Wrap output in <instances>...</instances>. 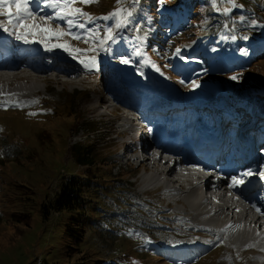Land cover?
Here are the masks:
<instances>
[{"label": "rangeland", "instance_id": "374dc122", "mask_svg": "<svg viewBox=\"0 0 264 264\" xmlns=\"http://www.w3.org/2000/svg\"><path fill=\"white\" fill-rule=\"evenodd\" d=\"M149 1L152 0H139V3L134 6L132 0H121L120 4L117 3V0H95L90 4H82L77 0L76 7H80L84 12L96 17V21L93 20L96 22L93 29L98 30L101 39L105 32L101 31L99 21L102 25L106 22L109 24L108 26L114 28L115 42H107L106 45H113L118 43L119 39H125L123 45L118 44L119 47L121 46L119 56L111 64L134 72L132 66H137L141 57L132 56L133 63L128 64L129 66L121 64L119 60L121 57L131 55L132 51L139 47L143 55L154 62L160 71H156L150 64L144 65L141 69L142 77L136 81L129 78L134 82L128 85V92L122 99L118 95H116L118 98L108 95L105 85V77L107 73L113 71V67L99 66L98 64L97 72L85 75L89 76L86 79L87 83L69 82L64 87L61 84L52 83L50 86L53 93L50 96H40L37 106L41 109H44L45 106L52 109L48 116H42L41 126L46 125L54 128L47 131L42 141H39L36 132H30L32 129L14 127L15 130L12 133L6 134L9 139L15 137L16 141L22 145L23 151L14 152L12 146L9 145L4 148L9 151L7 153L0 147V264H38L39 259V264H100V262L102 264H130L134 257L132 254L133 244L130 243L128 246L130 241L123 234L110 229H115L113 227L114 220L110 216L113 211L108 208L96 209L98 204L96 198L105 195L104 191L99 192V190L100 186L106 185V182H96V177L103 174L101 165H108L109 161L113 162L115 154L122 151V140H127L115 137L114 133L119 129L115 126L114 121L118 117L111 114L112 108L108 105L125 101L123 106L128 107L125 104L136 102V99L141 96L149 95L158 101L169 99L168 96L178 92L190 96L195 91L209 88L212 86L211 80L215 76L211 75V71L203 70L205 64L203 57L214 55V60L218 61L223 48L209 50L205 45L206 40L189 49L187 47L193 46L197 40L211 38L216 34L223 36V33H227L226 35L229 37L233 34L252 37L264 32V0H247L246 2L235 0V3L242 7H231L227 0H223V2L220 0L217 1V6L221 11H217L212 6L211 0H200L199 5L197 4L199 0H197L195 6L190 10V7L185 5L188 21H182L181 17L174 16L172 12H165L155 20L156 24L153 23V25L146 19V12L143 9V7L149 6ZM183 2L185 1L177 0V4ZM133 6L135 12L131 25L115 28L117 18H111L112 21L101 19L117 7L131 9ZM228 7H231V11L227 13L222 11L223 8ZM241 16L244 17L243 20L240 19ZM252 21H256V23L252 24ZM52 23L54 27L59 22L53 21ZM158 24L159 26L163 24L160 30H158ZM154 26L156 28H153ZM61 27L64 26L61 25ZM87 27L92 28V25ZM233 29L234 33L228 34ZM200 30L203 31L198 32ZM3 33V30H0V34ZM146 33L154 34V40L150 44H148L150 35L145 36ZM11 38L12 41L13 36ZM62 40H67L72 48L85 50L83 55L74 59L63 49H53L51 53H48L49 51L43 45L36 43L42 47V52L49 60L48 65L51 66L52 62H63L64 66L70 67L79 74L86 71L79 62L80 58L87 59L95 55L97 62L103 58L100 53L102 51H87L90 47L98 44V40L89 43L85 39L76 40L71 36H65ZM52 42L57 41L53 38ZM261 43H264V39ZM177 48H180L181 52L186 48L188 59L195 61L199 67L197 65H195L198 67L196 69L189 65L184 67L174 62L175 58L171 59L170 55ZM33 50L40 51L39 48ZM189 53L194 54L189 55ZM253 53V55L262 54L264 48L255 49ZM115 71L122 76L123 82L126 83L124 75L118 70ZM188 73L189 77L184 78L183 75L188 76ZM218 76L219 80L224 81L218 86L212 87V93L227 90L226 92L231 97L228 105H232L234 110L243 109V117L245 114L249 115L254 109H264V57L256 60L250 69L242 76L237 77L233 85L226 84L225 74ZM150 79H158L161 88L158 87L157 92L153 91L155 86L148 81ZM193 81L196 82L195 87L190 86ZM140 83L145 85V90L144 93L138 92V96L135 98L132 87L139 86ZM34 88L41 90L40 92L48 89L47 85L41 81ZM222 93L224 92L219 94ZM185 104L194 105L196 103L193 104L190 100H186ZM241 104L243 105L241 106ZM104 105L106 106L103 108ZM81 107L85 110L82 111ZM76 110L81 112L75 115ZM99 110H104L106 115L101 118L96 116ZM198 112L202 113V110ZM196 113V110L190 112L191 115ZM253 113L257 115L255 111ZM2 115L0 112V118ZM7 115L9 113L4 112V117ZM259 119L264 120V114H260ZM132 120L128 119L127 122ZM246 120L249 122L253 119L247 116ZM25 138H27V143L24 141ZM75 142L89 146L88 151L92 153V157L86 160H92L93 164H86V166L83 163L77 164L70 154V146ZM96 159L100 160L102 164L96 165ZM136 164V160H133L131 164H126L120 157L119 162L112 164L111 172L121 171L120 175H127L128 171L132 170L131 166L135 167ZM142 174L144 175V171L140 168L137 176ZM71 178L85 182V187H82L84 196L82 204L86 211L85 214L82 213L85 220L83 225H78V221L69 220L70 212L66 213L63 219L51 209L46 215L43 214L42 206L45 205L46 209L49 208L53 197L59 191L60 184ZM134 178L135 175H130L127 180L132 181ZM164 200L170 201L167 198ZM175 207L182 208L177 204ZM71 213L75 215L76 211ZM158 217L161 216L158 215ZM174 227L176 234L168 238L167 244L176 245L179 239H185L190 243L189 249L191 250L206 243L212 244L211 247L215 245L197 261H193V264H239L231 262L238 254L232 255L229 249L222 246L225 236L210 237L205 234H193V229L187 225ZM112 234L116 235L111 236ZM112 242L117 243L114 253L111 247Z\"/></svg>", "mask_w": 264, "mask_h": 264}, {"label": "bare ground", "instance_id": "6f19581e", "mask_svg": "<svg viewBox=\"0 0 264 264\" xmlns=\"http://www.w3.org/2000/svg\"><path fill=\"white\" fill-rule=\"evenodd\" d=\"M14 57H17L18 60L14 61ZM48 61L45 55H36L33 52L30 54L17 53L16 55H10L4 60H0V101H18L14 106L11 104L7 106L0 105V112L3 114L0 118V144L6 143L7 146L11 145L14 152L23 151L22 145L16 141L15 137L9 139L8 135H6L7 133H12L15 130L14 127L32 129L30 132H36L39 141L45 138L47 131L54 129L51 126H41L40 123V121L43 120L42 116H48V112L41 109L37 104L39 103L40 96L46 93L34 90L35 92L33 91L32 97H26V95L32 93V88L35 87L39 81L47 85L48 89L46 90H52L50 86L52 83L61 84L63 87L69 82L87 83L86 79L88 77H80L79 74L70 67L64 66L63 62H52L50 66L48 65ZM87 74L90 75V73ZM3 82H6L8 86H3ZM28 83H30V85ZM105 84L108 85V82L106 81ZM89 85L88 82V86ZM31 101L35 102L30 103ZM100 101L102 100L100 99ZM123 105V103H110L108 106L112 108L111 114L115 115V117H119L123 115ZM105 106L106 105H104L103 108ZM92 108L94 110V107ZM81 110L84 111L85 109L81 107ZM183 111L184 110H181L180 112ZM254 111L256 112L257 109H254L253 112ZM4 112L9 113V115L4 117ZM80 112V110H76L75 115H78ZM103 115H106L104 110H99L96 113V116L99 118ZM47 127L51 128L46 129ZM259 135L263 136V134ZM257 137L259 139V136ZM24 141L27 143V138H25ZM121 146L122 151L114 156L115 162H119L120 157H122L126 164H131L133 160L137 161L135 167L131 166L132 170L128 171V175H135L132 181L128 182L127 179L122 178L120 175L121 171L112 174L115 186H121L122 181H127V186L124 187V190L135 199L134 202L139 204L140 207L139 211H129L125 214L126 225L128 227L124 230L123 235L130 242L136 243L134 247L135 250H142L143 247H148L156 242L152 239L154 230L153 223L147 214L149 209L154 208L156 211H159L161 217H166L164 221L168 222V226L171 227V234L169 237L176 234L174 226L187 225L193 229V234H205L210 237L225 236L222 246L226 247L227 250L229 249L232 255L238 254V256L231 261L232 263L264 264V243L257 238L255 233L245 228L236 229L228 233L226 229L220 230L217 228V223L214 218L202 217V208H199L202 201L201 190L202 187L205 190L209 189L210 182L204 175L203 167L195 164V154L184 155L179 159L177 164H171L172 157L168 155L170 152H167V154L162 157L159 151H157L155 155L153 152L131 153L130 151L134 148L132 143L121 144ZM166 148L168 149L167 151L171 150L170 146ZM137 168L138 171L140 168L145 171L148 168L153 170L156 188L152 190L147 188L149 185L148 177H143V174L138 177ZM104 169L109 171L110 165H104ZM252 170L254 171V175L250 177L251 182L248 185L241 184L236 188H231L232 195L229 198H224L221 193L217 194L216 197L217 203L225 207V210L222 212L226 213L227 210V213L232 212L236 218H248L250 223H255L258 228H260L261 225L259 223V217L257 216V204L262 199L258 194H264L263 183L259 178V170H262V168L257 167ZM240 179L245 178L240 176ZM193 181H195L194 187L197 191L195 199L190 198L189 190L186 188V186L192 184ZM230 181L232 182V180ZM169 182L175 183L176 186L182 189V191H180L181 193H179L181 196L177 197L175 200L164 201V196L159 193L158 189L164 186L163 191L169 190L170 188L167 186ZM222 182L223 181H220L215 185V188H220ZM117 190L118 189L112 188V196L114 199L120 198V193H118ZM150 198L155 199L152 205L142 200H150ZM175 204L182 206V208L177 209ZM140 225L144 228L140 229ZM130 232L132 234H129ZM262 232H264V226ZM115 235L116 234H112L111 236ZM136 236L138 237L135 239ZM116 246L117 243H111L113 253L116 252ZM199 246L191 250V253L199 251ZM154 251L158 252V249L154 248ZM180 254L181 251L177 250L174 255L175 257H179ZM200 257H198L197 260ZM38 263H40V259ZM191 264H193V262Z\"/></svg>", "mask_w": 264, "mask_h": 264}, {"label": "trees", "instance_id": "16d2710c", "mask_svg": "<svg viewBox=\"0 0 264 264\" xmlns=\"http://www.w3.org/2000/svg\"><path fill=\"white\" fill-rule=\"evenodd\" d=\"M182 4H177V0L171 2L170 0H152L149 1V6L143 7L144 11L146 12L145 15L147 16V20L151 25L153 23H156L155 20L159 17L161 11L164 10H172L175 9V14L179 17H181L184 21H188V14L187 12H184L185 5L188 4L190 9L191 7L195 6V2L197 0H184ZM218 2L220 0H217ZM242 2H246L247 0H239ZM200 0L198 1V5L200 4ZM189 23H187L188 25ZM200 29V28H199ZM203 30H200L198 32H202ZM234 29L228 33L233 34ZM150 35V38H148V44H150L154 40V34L153 33H146L145 36ZM227 33H223V36H218V34L214 35L211 38H205L201 40H197V42L193 46H189L187 49L196 46L199 42H205V45L209 48V50L212 49H218L221 48V54L219 56V60H214V55H209L207 57H203L205 60V64L203 66L204 71H211V75L215 76L212 78L211 82L213 83L211 87L206 88L204 90H198L192 93L190 96L183 93H175L174 96H178L181 98H196L200 95L206 94L210 95L213 90L212 87L218 86L220 83H222L224 80H219L218 75L225 74L227 77V83L233 85L234 81L231 77L236 75L237 77H240L246 72L250 67L261 57H264V53L253 55V50L258 48H264V43H261L264 39V32L256 35V36H244V35H236L233 34L236 39H232L233 36H227ZM244 37H247L245 39ZM125 40V39H124ZM123 39L120 40L118 43H114L113 45H106V47H109L112 49L111 52L105 53L104 51L100 52L103 55L102 60L100 62H97V65L103 66L107 65V63L111 62L113 63V60H117V52L120 49L118 46L119 43L123 44ZM243 49L244 51H241ZM226 52V57H223L222 53ZM194 53H192L193 55ZM170 58L173 59L175 56L172 54L170 55ZM165 61V60H164ZM166 62V61H165ZM129 66V65H128ZM132 68L134 69V72H130L127 68H124L123 71L126 74L128 78H132L135 81L138 80L142 75L138 71L137 66L133 65ZM93 72V71H92ZM147 80V79H146ZM150 83H152L153 86H156L158 84V79H150L148 80ZM139 83V82H138ZM145 87V86H144ZM151 87V86H150ZM152 89V87H151ZM53 92L49 91L47 92V95H51ZM46 112L49 113L52 111V109L45 106L43 109ZM47 115V114H45ZM7 146L6 143H2V149L3 151L9 152L8 150L4 149ZM89 146L81 144L80 142H75L70 146V154L75 159V161L78 163H83L85 166L86 164H93L92 160H86L90 159L92 157V153L88 151ZM89 157V158H88ZM115 161L107 162L108 165H110V170L106 171L104 169V165L100 160L96 159V165H101L103 174L101 176L96 177L97 181H105L106 185L100 186V190L105 192V195L100 198H96V209H103L108 208L111 209L113 212L110 215L111 218L114 220V228H110L112 231L119 232L121 234L124 233V230L127 229L126 225V215L129 211H136L140 210L139 204H136L134 201L135 199L128 195V192L124 190V187L127 186V181H122L121 186H115L114 180L112 179L111 167L112 164H114ZM80 165V164H79ZM122 178L128 179L130 175H121ZM98 185V183H96ZM82 187H85V182H82L81 180H77L75 178L68 179L67 181L63 182L59 186V191L56 193V195L53 197V200L51 202V205L49 208L46 209L45 205L42 206L43 214L46 215L48 213V210H53L57 213V215H60L63 219V216L70 212V218L69 220L72 221H78V225L84 224V215L82 213H86L84 209V204H82V200L84 199L83 193H82ZM117 187V188H116ZM112 188L118 189L117 192L120 193V198L114 199L112 196ZM88 189V188H87ZM124 200V201H123ZM143 201H146L149 203V205H152V202L155 201L154 198H150V200L142 199ZM129 201V202H125ZM76 211V214L73 215L71 212ZM148 217L152 221L153 225V234L152 239H154L156 242L153 245H149L148 247H143L142 250H135L134 247L136 246L135 242H129L133 244V252L132 254L134 257H132V262L130 264H190L193 261L197 260L198 257H200L205 252L210 251V249L214 248L212 244L206 243L202 246H199V251H195L191 253L190 243L185 239H179L178 243L176 245H170L167 244L166 239L171 234V227L168 226V222H165V218L158 217L160 215L159 211H156L154 208L149 209L148 211ZM140 229H143L144 227L142 225L139 226ZM138 236L135 237V239ZM153 247V248H149ZM128 248V247H127ZM154 248L158 249V252L154 251ZM177 250L181 251V254L179 257H175V253ZM138 255V256H136ZM136 256V257H135ZM39 264V263H38ZM102 264V262H100ZM219 264V263H216Z\"/></svg>", "mask_w": 264, "mask_h": 264}, {"label": "snow or ice", "instance_id": "6c2138e0", "mask_svg": "<svg viewBox=\"0 0 264 264\" xmlns=\"http://www.w3.org/2000/svg\"><path fill=\"white\" fill-rule=\"evenodd\" d=\"M79 2L82 4H90L95 2V0H79ZM76 3L77 0H0V18H2L0 19V30L15 37L17 41H22L24 44L38 43L43 45L47 51L63 49L64 52L68 53L74 59L82 56L85 50L72 48L67 40H62L65 36H71L76 40L85 39L89 43L98 40V44L87 49L89 52L112 51L111 48L106 47V43L115 42L116 36L114 35V28L106 26L104 28L105 35L101 39L98 30L87 27L86 23L95 20L96 17L76 7ZM117 3L120 4L121 0H117ZM138 3L139 0H132L134 6ZM227 3L231 5V7H242L241 5H237L235 0H227ZM211 4L217 11H221L217 6V0H211ZM134 6L131 9L117 7L110 14L101 17V19L109 20L113 17L117 18L115 28L131 25L135 12ZM231 7L223 8L222 11L227 13L231 11ZM46 10H51V14ZM81 18H84L85 22H81ZM240 19L243 20L244 17L241 16ZM53 21H64L66 22V27H61L59 23H56L53 27ZM255 23L256 21H252V24ZM225 27H227V25H225ZM74 28L84 30V32L73 31ZM53 38H55L57 42L53 43ZM231 38L236 39L234 35ZM244 38L247 39V37ZM241 51L244 50L241 49ZM172 55L178 56L181 60L184 59L181 55L180 48H177ZM132 56L141 57V60L137 62V68L141 75H143L141 69L144 65L150 64L156 71H160L159 67L154 62L143 55L139 47L135 48L131 55L121 57L119 62L125 65L133 63L131 59ZM79 62L86 71H92L98 67L97 57L95 55L87 59L80 58ZM231 78L235 80L237 76L234 75ZM180 82L183 83V81ZM190 86L195 87L196 82L193 81ZM34 102L35 101H31L30 103ZM17 103L18 101H0V105L3 106L9 104L14 106ZM253 175L254 171L252 169L241 173V176L244 178ZM259 176L260 179L264 181V170H259ZM231 179L232 182L229 184V188H236L244 183V179H238L236 176H233ZM129 234L132 233L130 232Z\"/></svg>", "mask_w": 264, "mask_h": 264}]
</instances>
